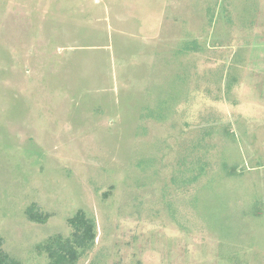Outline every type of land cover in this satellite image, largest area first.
<instances>
[{
    "label": "rangeland",
    "instance_id": "1",
    "mask_svg": "<svg viewBox=\"0 0 264 264\" xmlns=\"http://www.w3.org/2000/svg\"><path fill=\"white\" fill-rule=\"evenodd\" d=\"M78 210L77 264H264V0H0L2 249Z\"/></svg>",
    "mask_w": 264,
    "mask_h": 264
},
{
    "label": "trees",
    "instance_id": "2",
    "mask_svg": "<svg viewBox=\"0 0 264 264\" xmlns=\"http://www.w3.org/2000/svg\"><path fill=\"white\" fill-rule=\"evenodd\" d=\"M191 46L192 50H196L194 44L188 46V48H191ZM37 209L34 204L28 207L25 210L26 218L34 223H46L48 216ZM67 224L71 228V233L67 237L53 235L37 246L39 251L46 254L49 264H77L81 255L94 245L96 238L95 222L84 211L78 210L75 212L67 219ZM0 264H21L2 249L1 240Z\"/></svg>",
    "mask_w": 264,
    "mask_h": 264
}]
</instances>
